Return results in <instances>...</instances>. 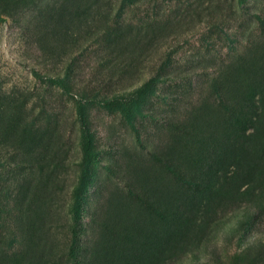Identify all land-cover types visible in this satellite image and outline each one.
<instances>
[{"label":"rangeland","instance_id":"rangeland-1","mask_svg":"<svg viewBox=\"0 0 264 264\" xmlns=\"http://www.w3.org/2000/svg\"><path fill=\"white\" fill-rule=\"evenodd\" d=\"M0 264H264V0H0Z\"/></svg>","mask_w":264,"mask_h":264},{"label":"trees","instance_id":"trees-1","mask_svg":"<svg viewBox=\"0 0 264 264\" xmlns=\"http://www.w3.org/2000/svg\"><path fill=\"white\" fill-rule=\"evenodd\" d=\"M76 243H73V252H75Z\"/></svg>","mask_w":264,"mask_h":264}]
</instances>
